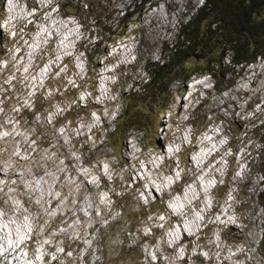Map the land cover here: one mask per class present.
<instances>
[{
    "label": "clouds",
    "instance_id": "clouds-1",
    "mask_svg": "<svg viewBox=\"0 0 264 264\" xmlns=\"http://www.w3.org/2000/svg\"><path fill=\"white\" fill-rule=\"evenodd\" d=\"M205 5L0 0V264H264V49L154 97Z\"/></svg>",
    "mask_w": 264,
    "mask_h": 264
},
{
    "label": "trees",
    "instance_id": "trees-1",
    "mask_svg": "<svg viewBox=\"0 0 264 264\" xmlns=\"http://www.w3.org/2000/svg\"><path fill=\"white\" fill-rule=\"evenodd\" d=\"M210 3L212 4L211 10L206 11L205 9L207 8V5H205V8H202L199 15L194 17L191 22L188 37L191 39L192 44L187 48V50L177 52L173 57L171 65L166 66L165 69L157 72V82L161 81L163 73L166 69H170V67L176 62H180L193 54L196 56H207L209 59L214 58L215 60H218L220 56L223 55V53L219 56L214 53H198L199 51H202V48L199 47L202 46L201 43L204 42V33L202 32V29L199 31V25L206 26L207 29H211L212 25L217 20L222 21L220 29H214L213 33L217 34V32H219L220 40L224 42L226 46L231 45L236 47L239 59L252 61L254 59L253 53H255L257 45L264 49V21L257 22L256 20V16L264 14V8L257 11L260 6L255 3V0H253L252 7L245 6L243 0H241L237 6L232 5L229 0H210ZM210 11L212 13H209ZM205 13L210 15L212 18H216L215 21L208 23L209 17L201 16ZM253 13H255V15H253ZM250 30H253L255 33L250 32ZM243 36L251 37L250 43L249 41H244L243 45H240L237 38H241ZM181 44H183V41H181ZM253 44L255 47H253ZM197 49H199V51H196ZM261 199L264 200V194H261Z\"/></svg>",
    "mask_w": 264,
    "mask_h": 264
},
{
    "label": "rangeland",
    "instance_id": "rangeland-1",
    "mask_svg": "<svg viewBox=\"0 0 264 264\" xmlns=\"http://www.w3.org/2000/svg\"><path fill=\"white\" fill-rule=\"evenodd\" d=\"M202 16H208L211 17L208 14H203ZM111 17V16H110ZM214 22L213 18L208 20V23ZM202 29V32L204 33V42L201 43L202 47L200 46L199 48H202V51H199L198 53H211L212 50L216 49L219 45L222 44L220 40L218 39L220 37L219 32L217 34L213 33V29H207L206 26L199 25V31ZM0 33H2V30H0ZM167 48V45H166ZM198 58H202L203 56L197 55ZM185 59L181 60L180 62H176L173 66L170 67V69H166L163 73L162 79L159 82V91L154 93L155 98H159L160 92H163L166 90V83L164 82V77L167 74L168 71H171L172 68H174L178 63H182ZM99 66V65H98ZM221 75V74H220ZM187 87V86H185ZM159 142V141H158ZM161 144V143H160Z\"/></svg>",
    "mask_w": 264,
    "mask_h": 264
},
{
    "label": "bare ground",
    "instance_id": "bare-ground-1",
    "mask_svg": "<svg viewBox=\"0 0 264 264\" xmlns=\"http://www.w3.org/2000/svg\"><path fill=\"white\" fill-rule=\"evenodd\" d=\"M161 142L157 143V144H160Z\"/></svg>",
    "mask_w": 264,
    "mask_h": 264
}]
</instances>
